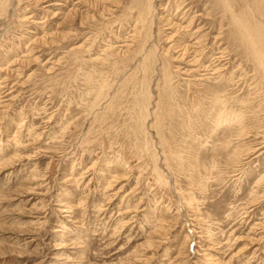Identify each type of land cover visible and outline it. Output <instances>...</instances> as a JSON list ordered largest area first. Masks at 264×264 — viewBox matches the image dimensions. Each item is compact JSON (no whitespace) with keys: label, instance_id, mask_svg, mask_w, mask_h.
<instances>
[{"label":"rangeland","instance_id":"1","mask_svg":"<svg viewBox=\"0 0 264 264\" xmlns=\"http://www.w3.org/2000/svg\"><path fill=\"white\" fill-rule=\"evenodd\" d=\"M147 1L0 0V264H264V0Z\"/></svg>","mask_w":264,"mask_h":264},{"label":"bare ground","instance_id":"2","mask_svg":"<svg viewBox=\"0 0 264 264\" xmlns=\"http://www.w3.org/2000/svg\"><path fill=\"white\" fill-rule=\"evenodd\" d=\"M146 1H147V0H146ZM147 2H148V1H147ZM151 4H152V3H151ZM153 4H154V3H153ZM175 5H176V4H175ZM186 5H187V4H186ZM171 6H172V5H171ZM179 6H181V5L179 4ZM184 6H185V5H184ZM146 7H147V5H146ZM189 7H190V6H189ZM135 8H136V7H135ZM177 8H178V6H177ZM177 8H176V9H177ZM185 8H186V7H185ZM185 8H184V9H185ZM137 9H138V8H137ZM148 9H149V8H148ZM150 9L152 10L153 8L150 7ZM171 9H172V8H171ZM177 10H179V8H178ZM177 10H175V11H177ZM148 11H149V10H148ZM179 11H180V10H179ZM186 12H187V11H186ZM180 13H182V12H180ZM196 17H197V15H196ZM182 18H183V16H182ZM194 19H197V18H194ZM200 20H201V19H200ZM135 23H136V22H135ZM170 24H171V23H170ZM171 25H172V24H171ZM187 25H188V24H187ZM201 25H202V24H201ZM173 26H174V25H173ZM175 27H176V26H175ZM177 27H178V26H177ZM177 27H176V28H177ZM185 27H186V26H185ZM190 27H191V26H190ZM133 28H134V27H133ZM169 28H170V27H169ZM186 28H187V27H186ZM170 29H171V28H170ZM134 30H135V29H134ZM171 31H172V30H171ZM177 31H178V30H177ZM243 31H244V30H243ZM135 33H136V32H135ZM135 33H134V34H135ZM199 33H200V32H199ZM244 33H245V32H244ZM132 34H133V33H132ZM136 34H137V33H136ZM188 35H189V34H188ZM195 40H196V39H195ZM196 43H197V42H196ZM199 43H200V42H199ZM214 45H215V44H214ZM185 46H186V45H185ZM181 47H182V46H181ZM187 47H188V45H187ZM182 48H183V47H182ZM184 48H185V47H184ZM188 48H189V47H188ZM177 49H178V48H177ZM183 50H184V49H183ZM185 50H187V49L185 48ZM188 50H189V49H188ZM197 50H198V49H197ZM262 52H263V51H262ZM183 53H184V52H183ZM183 53H181V54H183ZM213 53H214V52H213ZM222 53H223V52H222ZM185 54H186V53H185ZM185 54H184V55H185ZM187 54H188V52H187ZM179 55H180V54H179ZM196 55H197V54H196ZM196 55H195V56H196ZM218 56H219V55H218ZM181 57H182V56H181ZM261 57H262V56H261ZM183 58H184V57H183ZM193 58H195V57H193ZM260 61H261V60H260ZM261 63H262V62H261ZM263 64H264V62H263ZM0 78H1V77H0ZM235 115H236V114H235ZM13 143H14V142H13ZM155 231H156V230H155ZM151 242H152V241L149 242V245H148V246L151 245Z\"/></svg>","mask_w":264,"mask_h":264}]
</instances>
